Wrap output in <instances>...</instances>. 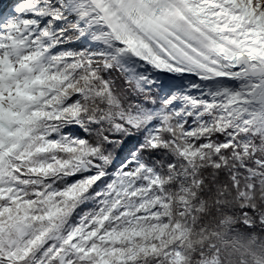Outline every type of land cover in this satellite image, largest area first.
<instances>
[{
	"label": "snow or ice",
	"instance_id": "snow-or-ice-1",
	"mask_svg": "<svg viewBox=\"0 0 264 264\" xmlns=\"http://www.w3.org/2000/svg\"><path fill=\"white\" fill-rule=\"evenodd\" d=\"M0 264H264V0H0Z\"/></svg>",
	"mask_w": 264,
	"mask_h": 264
}]
</instances>
